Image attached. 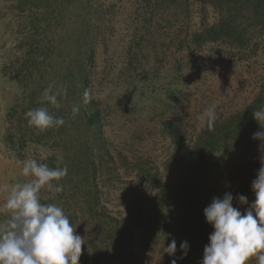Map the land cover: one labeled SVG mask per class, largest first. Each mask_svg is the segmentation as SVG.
<instances>
[{
	"label": "trees",
	"instance_id": "16d2710c",
	"mask_svg": "<svg viewBox=\"0 0 264 264\" xmlns=\"http://www.w3.org/2000/svg\"><path fill=\"white\" fill-rule=\"evenodd\" d=\"M193 1L201 6L203 17L200 28L188 35L189 44L199 48L220 44L238 60L258 54L264 41V0ZM144 2L146 9L151 8L153 0ZM15 3L21 37L3 67L4 74L14 78L20 88V92L12 94L6 108L5 140L9 148L23 160L29 145L45 147L48 155L42 160L35 159L38 163L51 168L67 166L68 174L59 182L54 181L63 185L58 204L65 209L67 202L61 196L67 189L74 197L81 195L77 203L83 206V216L95 222L96 230L89 241L94 264H105L114 258L121 264H134L133 228L127 218L107 206L111 184L118 176L115 175L118 158L122 165L131 166L137 182L157 191L161 202L167 204L165 213L144 214L142 226L153 238L159 234L169 236L165 246L175 239L177 258L182 256L180 244L188 242V254L177 259V264H200L213 231L203 214L213 199L207 191L209 182L218 169L219 158L240 145L259 146L260 141L252 138L260 130L253 111L264 107V80L247 106L216 119L211 130L204 125L193 142L187 140L177 121L169 118L162 121L163 133L173 147L171 162L180 169L179 179L168 183L159 168L150 166L146 158L131 161L122 152L115 153L105 130V110L92 89L97 46L109 28L108 14L113 5L105 0H15ZM208 7L217 15L214 23L207 20ZM129 64L134 65L133 53ZM49 85L53 92H60L59 108L41 103L42 92ZM85 89L93 94L88 103L84 102ZM77 105L79 113L73 116L72 109ZM42 106L55 116H63L65 124L43 132L29 127L25 113ZM257 164L261 166L259 161ZM255 177L243 180L229 192L234 197L241 194L248 198ZM233 206L242 205L234 199ZM69 216L73 219L78 214ZM172 258L165 253L163 264H171Z\"/></svg>",
	"mask_w": 264,
	"mask_h": 264
},
{
	"label": "rangeland",
	"instance_id": "374dc122",
	"mask_svg": "<svg viewBox=\"0 0 264 264\" xmlns=\"http://www.w3.org/2000/svg\"><path fill=\"white\" fill-rule=\"evenodd\" d=\"M105 2L113 5L108 14L111 21L97 46L92 89L105 110L110 145L115 153L122 152L131 161L146 158L150 166L159 168L166 182L174 183L180 169L171 162L173 147L163 133L162 121H177L187 140L193 142L204 127L197 117L209 105L216 106L217 119L247 106L264 80V41L258 54L238 60L220 44L201 48L189 44L188 35L200 28L203 17L201 6L193 0H153L147 9L144 0ZM15 4V0H0V189L7 186L8 190L32 179L22 175L21 161L42 160L48 155L45 147L29 145L20 160L5 140L6 108L12 94L20 92L16 80L3 72L21 37ZM207 20H217L211 7L207 8ZM131 53L134 65L129 64ZM258 147L240 145L217 160L218 169L207 190L211 197L222 198L256 175L260 168ZM117 163L118 176L111 184L107 206L127 218L133 228L132 262L163 264L169 236L153 238L140 220L152 211L165 213L167 204L161 202L157 191L135 180L131 166L122 165L119 158ZM39 195L42 203L61 207L59 193L42 188ZM6 197L7 191L0 190V206ZM79 199L81 195L74 197L69 189L61 196L67 202L63 210L75 228L74 234L86 243L82 245L80 264H94L89 241L96 230L95 222L83 216ZM247 199L251 204L255 193ZM247 207L240 206L239 210L243 213ZM72 213L78 217L71 219ZM4 218L0 214V225ZM105 264L121 263L114 258ZM248 264H256L255 259Z\"/></svg>",
	"mask_w": 264,
	"mask_h": 264
},
{
	"label": "clouds",
	"instance_id": "9594fccd",
	"mask_svg": "<svg viewBox=\"0 0 264 264\" xmlns=\"http://www.w3.org/2000/svg\"><path fill=\"white\" fill-rule=\"evenodd\" d=\"M59 95L60 92H53L49 85L42 92L41 103L59 108ZM92 98V92L85 89L84 102ZM79 110L78 105L74 106L72 115H77ZM25 117L28 126L40 132L66 122L63 116L53 115L45 106L28 110ZM253 117L260 126L252 138L260 141L261 165L251 183L255 200L249 204L246 196L234 197L230 192L222 198L213 197L203 213L213 231L200 264H248L253 258L256 264H264V107L254 109ZM197 119L211 130L217 119L216 106L209 105ZM20 163L22 175L32 179L17 183L10 190L7 186L0 189L7 191L6 200L0 206V214L5 216L0 225V264H80L82 245L86 244L84 238L74 234L75 228L61 207L42 203L39 195L42 188L55 193L63 190L62 184L53 182H59L68 174L67 166L51 168L35 159ZM234 199L239 205H248L243 213L233 206ZM179 250L182 256L177 258L176 240L172 239L163 253L173 257L171 264H177V259L187 256L188 242H182Z\"/></svg>",
	"mask_w": 264,
	"mask_h": 264
}]
</instances>
